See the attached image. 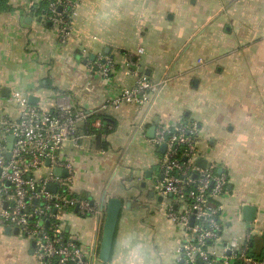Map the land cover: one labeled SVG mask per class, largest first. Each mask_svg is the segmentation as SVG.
I'll return each instance as SVG.
<instances>
[{"label": "crops", "instance_id": "obj_1", "mask_svg": "<svg viewBox=\"0 0 264 264\" xmlns=\"http://www.w3.org/2000/svg\"><path fill=\"white\" fill-rule=\"evenodd\" d=\"M41 1L47 0H6L10 10L0 9V115H17L8 100L11 92L33 96L36 106L47 111L61 106L98 111L134 85L135 77L126 74L129 59L138 72L162 84L143 109L126 105L97 113L115 125L104 138L106 151L96 149L86 121L77 144L64 145L63 155L74 168L70 191L96 210L84 217L62 216L66 233L80 244L87 262L128 264L136 250L144 264H178L184 231L166 218V200L152 184L159 178L160 152L147 132L180 120L199 124L202 159L212 160L228 177L220 200L222 230L213 249L239 250L250 234L254 253L261 254L264 0H74L71 25L77 39L64 45L42 13L33 10ZM99 55L114 62L108 78L90 70V58ZM98 121L90 125L99 128ZM110 199L120 201L121 211L103 260ZM247 205L257 209L249 224L241 214ZM2 229L0 264H33L31 242Z\"/></svg>", "mask_w": 264, "mask_h": 264}, {"label": "built area", "instance_id": "obj_2", "mask_svg": "<svg viewBox=\"0 0 264 264\" xmlns=\"http://www.w3.org/2000/svg\"><path fill=\"white\" fill-rule=\"evenodd\" d=\"M47 1L42 18L54 28L59 43L76 40L71 19L77 3ZM141 53L138 50L137 54ZM136 66L129 59L126 74L135 77L134 85L122 89L95 112L70 106L47 111L29 104L27 96L20 92H11L8 97L16 105L17 115H0V227L17 229L19 236L33 242V257L38 264H89L80 244L66 233L62 216L77 209L75 215L84 217L96 210L88 200L71 193L74 168L63 149L68 141L77 144L79 128L89 116L126 105L143 109L150 103L162 84L152 82ZM90 70L108 78L114 71V62L99 55L90 63ZM95 126H100L99 121ZM149 142L157 152L164 147L155 189L166 200L165 216L184 231L177 263L264 264V255L261 260L247 255L250 234L239 250L227 246L213 249L222 230L220 200L226 194L228 177L223 172L218 174L213 164L207 163L204 169L196 164L202 159L199 124L180 120L161 125ZM55 170L65 172L66 176L56 174ZM51 186L56 188L54 193L48 191Z\"/></svg>", "mask_w": 264, "mask_h": 264}, {"label": "water", "instance_id": "obj_3", "mask_svg": "<svg viewBox=\"0 0 264 264\" xmlns=\"http://www.w3.org/2000/svg\"><path fill=\"white\" fill-rule=\"evenodd\" d=\"M47 25L50 26L49 23H47ZM90 60L94 61V56H92L90 58ZM28 102L31 105H36L37 104V100L33 96H29L28 97ZM154 132H155V127L151 126V128L147 132V137L152 139L153 136H154ZM7 140H8V142H10L11 141V137H9ZM10 148H11V146H10V144H8L7 149L10 150ZM159 152L163 153L164 152V147H162L159 150ZM9 156H10V154H9V152H7L6 158L8 159ZM207 163L208 162L206 160H204V159H199L196 162V164L199 167H201L202 169H204L206 167ZM46 165H49L48 161L46 162ZM55 173L56 174H60L63 177L66 176V173L63 172V171H60V170H55ZM217 173L218 174L222 173V169H218ZM147 178H150V176H148ZM55 190H56V188L54 186H51V187L48 188V191L52 192V193H54ZM158 201H161V198H159ZM120 211H121V203H120V201L117 200V199H110L108 201V204H107V215H106V222H105V226H104V238L102 240V248H101V258L103 260H106L108 258V256H109V254H110L112 236H113L114 228H115L116 222L118 220V216L120 214ZM256 211H257V209L255 207H253V206H248V205L244 206L242 208V212H241L242 220L245 223H248V224L254 222ZM76 213H77V209L74 210V214H76ZM191 223H192V221H191ZM45 225H47V223ZM4 233L7 234V235L13 234L14 236H18V230L17 229L11 230L10 228H6L4 230ZM31 247L32 248L34 247V243L33 242L31 243ZM31 254H33V251L31 252Z\"/></svg>", "mask_w": 264, "mask_h": 264}, {"label": "trees", "instance_id": "obj_4", "mask_svg": "<svg viewBox=\"0 0 264 264\" xmlns=\"http://www.w3.org/2000/svg\"><path fill=\"white\" fill-rule=\"evenodd\" d=\"M47 6H48V1H41L40 3L37 4L36 8L33 10H36L37 13L41 14L46 11ZM0 9L6 11L10 10V6H7L6 0H0ZM94 119H98L100 121L99 128H94L90 125ZM86 122H88L87 133L89 135L94 136L96 149H101L103 151H106L108 149V144L107 142H105L104 138L114 131L115 125L111 122V120L107 116L102 114L91 115L87 118ZM253 245H254V241L250 239L249 242L247 243V255L249 257L254 258L255 260H261L264 255V248L261 254L256 255L254 253Z\"/></svg>", "mask_w": 264, "mask_h": 264}, {"label": "rangeland", "instance_id": "obj_5", "mask_svg": "<svg viewBox=\"0 0 264 264\" xmlns=\"http://www.w3.org/2000/svg\"><path fill=\"white\" fill-rule=\"evenodd\" d=\"M11 1H12V0H11ZM195 82H196V81H195ZM195 82H193V85L196 84ZM112 133H113V132H112ZM112 133H111V134H112ZM111 134H110V135H111ZM93 138H94V137H93ZM90 139H91V137H90ZM94 139H95V138H94ZM67 145H70V144H67ZM204 159H205L206 161H208L209 164H213V163H212V160H210L209 158L204 157ZM155 171H156V170H154V172H155ZM152 184L155 185V183H152ZM152 189H153V188H152ZM63 224H64V222H63ZM251 227H252V228L255 227V224H254V225L251 224ZM3 231H4V230L2 229V232H3ZM254 231H255V234H258V232H259L256 228L254 229ZM0 237H2V238H4V239L6 238V236H5L4 234H1ZM7 237H8V236H7ZM20 237H21V236H20ZM21 238H22V240H27L26 238H23V237H21ZM21 238H20V239H21ZM27 241L29 242V240H27ZM0 243H1V242H0ZM30 259H31V262H30V263L38 264V262L36 261L35 258L33 259L32 257H30Z\"/></svg>", "mask_w": 264, "mask_h": 264}, {"label": "clouds", "instance_id": "obj_6", "mask_svg": "<svg viewBox=\"0 0 264 264\" xmlns=\"http://www.w3.org/2000/svg\"><path fill=\"white\" fill-rule=\"evenodd\" d=\"M128 264H144V260L139 252L134 250L131 254V259L128 261Z\"/></svg>", "mask_w": 264, "mask_h": 264}]
</instances>
